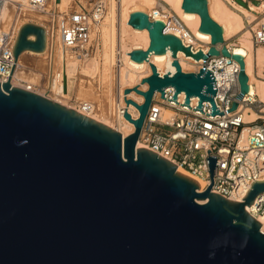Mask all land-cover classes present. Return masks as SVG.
Segmentation results:
<instances>
[{"label": "water", "instance_id": "water-1", "mask_svg": "<svg viewBox=\"0 0 264 264\" xmlns=\"http://www.w3.org/2000/svg\"><path fill=\"white\" fill-rule=\"evenodd\" d=\"M57 1V0H55ZM184 12L199 17L197 30L210 37L206 54H191L177 37L163 32L160 20H148L142 11L128 14L127 24L145 29V50L132 49L128 57L146 60L150 52L170 51L172 74L140 79L145 91L124 88L142 97L133 106L138 116L123 118L133 131L120 133L76 110L42 95L11 86L9 76L22 52L42 53L45 29L22 23L15 34L13 62L0 83V264H264V231L245 208L264 191V180H252L239 201L210 191L214 156L204 159L209 184L200 192L192 176L143 148L135 147L154 91L172 87L173 95L210 104L215 89L210 71L181 72L176 51L205 60L220 53L238 64L239 98L247 91L242 56L229 53L222 28L212 20L206 0H181ZM64 89V84H63ZM232 102L229 110H234ZM209 152L199 147L196 153ZM203 201V202H201Z\"/></svg>", "mask_w": 264, "mask_h": 264}, {"label": "built area", "instance_id": "built-area-1", "mask_svg": "<svg viewBox=\"0 0 264 264\" xmlns=\"http://www.w3.org/2000/svg\"><path fill=\"white\" fill-rule=\"evenodd\" d=\"M2 1L5 0H0V4ZM25 3L31 9L47 14L50 18L44 26L45 48L42 53L45 54L47 64L43 77L46 78V82L52 84L56 76L52 68L55 49L57 46H62L72 50L73 54L78 57L85 56L91 35L105 13L106 0H94L89 9L79 6L77 9L62 12H59L55 5L47 6L46 0H25ZM60 13L62 14L58 19ZM145 14L148 20H160L164 25L163 32L169 33L166 29L175 32L169 34L177 37L183 47H189L191 54L197 51L206 54L209 42L195 43L191 33L179 17L171 14L164 6L159 4ZM246 23H250V21ZM248 32L251 47L254 50L260 48L263 53L260 65H257L254 60L253 66L254 79L259 80L262 85L261 98L256 94L254 82L248 83L244 67L248 88L237 98L238 64L229 56L218 53L216 56H208L205 60H195L191 56H187L186 60L193 66V69L184 71L180 68L181 72L197 73L201 67L210 71L215 89L213 102L217 112L211 115L210 104L207 101H202L201 107L197 109L198 98L195 96V100H192V96L189 98L188 104L184 105L183 92L177 93L172 99L173 88L165 87L162 98L158 92H153L135 141V147L138 144V147L156 153L202 181L204 183L203 190L210 182L204 159L210 155L214 156L213 166L215 167L210 176V191L234 201L241 200L252 180H264V23L261 21L254 23L248 28ZM14 37L15 33L12 28H3L0 21V83L7 79L13 62L11 48ZM221 45L225 47L227 45L223 38L222 42L214 44V47L219 51ZM145 49L146 47L141 50ZM226 49L229 53H233L231 48L226 47ZM14 67L15 63L13 69ZM257 69H259L258 74ZM167 72H157V74L161 77ZM172 72L168 73L171 75ZM148 75H150V71L144 77ZM10 78L11 75L9 82ZM135 86L139 87V85ZM124 88L123 86L120 91L122 103L124 97L128 98L122 93ZM145 89L146 84L143 89L139 90L145 91ZM138 96L140 97L139 101L131 99L136 104L142 103L143 100L140 95ZM232 102L236 103V108L229 110ZM76 110L81 114L91 113L93 104L89 101H81L77 104ZM124 111L129 114L131 119H136L138 116L134 107L130 112L125 108L124 103L115 105L113 110L115 123L116 117H118L122 122L131 124L123 118ZM164 111L168 112L167 115H164ZM250 115L253 117L247 119ZM131 126L132 132L133 125L131 124ZM199 147H202V150L207 149L209 152L196 153L197 158L195 159L193 154ZM245 211L254 219H261L259 231L263 232L264 191L254 197Z\"/></svg>", "mask_w": 264, "mask_h": 264}, {"label": "bare ground", "instance_id": "bare-ground-1", "mask_svg": "<svg viewBox=\"0 0 264 264\" xmlns=\"http://www.w3.org/2000/svg\"><path fill=\"white\" fill-rule=\"evenodd\" d=\"M15 1H17L19 3L21 2L20 0H5V1H2V3L0 4V21L2 23V26H3V28H7V27L12 28L14 33H15L14 25L16 24L15 23L14 10H16L18 12L19 9H21V8L24 9L27 7V5L24 1L23 5L18 3V4H15V5H17L16 8H14V7L10 8V6L8 4H10L11 2H15ZM137 1L138 0H121V6L123 9L121 11L122 22H120L121 25L119 27V32L114 31V17L115 16L112 13V9H111L110 17L107 20L110 23L109 29H107V30H109V34L107 31H106L107 33L104 31L103 34H105V35L107 34V36L109 35L107 38H109L108 39L109 40L108 41V43H109L108 44V47H109L108 58H109L110 63H112L113 58H114L113 57L114 47L119 48L122 52V55L118 59H119V62L124 66V68L120 69V71H119L118 82L124 83L125 85L129 84V86H131L132 84L139 85V89H143L145 87V84L140 83V79L142 77H144L148 73V71H150L149 63H151L155 67V69L158 73H163L164 71L172 72L174 70V68L171 66L172 57H171L170 51L168 49H165V51L163 53H152V52H150L148 54L147 60H142L140 62L133 61L128 57L127 53L131 49H144L145 47H147V44H148L147 31L145 29H135V28L131 27L130 25H128L126 22L128 14L132 11H142L144 13H149L150 9L148 11H145V9H140V8H142V6L139 5V6H141L139 8V6L137 5ZM162 1L165 4H167L169 6V8H171L176 13V15L179 17V19L184 23V25L186 26V28L189 30L192 37L194 38L195 43H197V42L205 43V42L210 41V37L207 33H203V32H200L197 30L198 23H199L198 15L195 13H191V12H184L180 8L181 0H162ZM206 1H207V11H208L210 18H212L215 22H217L222 28V38L223 39H225V37H227V35H235L236 36L237 33L241 32V34L238 38L237 46L230 47V46L226 45V47L231 48V50L234 53H237V54L242 56L243 63H244L243 67H244V71L248 77V83L253 82L252 81V71H253V66H254V60H256L257 65H260V63L262 61L263 53H262V50L260 48H257L256 50H254L251 47L250 40H249V34H248L249 32H248V30H243L244 26H245V25L243 26V19H245L247 22L248 21L251 22L254 17L246 9L236 5L235 3H233L230 0H206ZM46 3H47V0H46ZM56 3H58L57 8H60L58 6L62 5L63 0H57ZM151 4H152V0H150V5ZM226 4L230 5L232 9L229 8ZM54 5H55V0H54ZM149 8H150V6H149ZM250 9L255 10L256 7L251 6ZM17 12H15V13L17 14ZM16 17H17V15H16ZM260 21L264 23V16ZM110 26H111V28H110ZM106 28H108V26ZM128 29L130 30L129 33L127 31ZM166 30L169 33H175L170 29H166ZM116 36H118L119 42L115 41ZM56 49L59 50V58L57 59L58 60L57 63L59 64V70L60 71L58 70L56 72V70H55L54 72L57 74L58 78L60 76V79L57 80L58 84H59L58 90L60 91L62 96H66V95H68L67 94L68 85H67V81H66L67 76L69 75L68 77H71V76L73 77V75L75 74L74 72H75L76 66H77L73 62H77L79 59L78 58L74 59L72 62L70 60V59H72V57L69 58L68 54L66 53L67 52L66 50H68L67 48H63L62 46H57ZM27 52H30L31 54L38 55V56L43 54V53H35V52H31V51H27ZM24 53H25V51L22 52L21 54H19V56L17 57V59L15 61V67L12 71L10 82H9L11 86H15L13 81L16 77H20L21 79L27 80L24 76L22 77L23 73L21 71V68L25 67V65H23ZM175 57L178 61L180 68L182 70L187 69V63L189 64V62L186 59H188V57L185 56L181 51H176ZM67 62H70L69 66H67ZM70 65L72 66L73 70L68 71L67 69H68V67H70ZM52 66H53V64H52ZM67 72L69 74H67ZM258 72H259V69H257V74H258ZM53 83L54 82H52V84ZM52 84L48 83V85H49L48 87L50 89L53 88ZM63 84H64V89H63ZM254 84H255V88H256V94L259 96V98H261L262 97V85H261L259 80L255 81ZM120 91H121V89H119L118 101H117L118 103L117 104L122 105L123 103L121 100ZM126 97L133 99L135 101L140 100V97L138 95H135L131 91L126 94ZM48 99H50V98H48ZM50 100L54 101L53 99H50ZM192 100H195L194 96L192 97ZM55 102H57V101H55ZM57 103H59V102H57ZM59 104L64 106V104H62V103H59ZM125 108H127V110L130 112H131V110H133V107L131 105H125ZM76 111L79 112L78 110H76ZM79 113H81V112H79ZM167 113H168L167 111H164V115H167ZM83 115H86V116H88V117H90L96 121H99L98 119H96L95 116L92 115V113H86ZM252 117H253V115H250L249 117H247V119H250ZM116 119L118 121V127L117 128H113L110 125H108L107 123H104L101 121H99V122L107 125L108 127L114 129L115 131L119 132L122 137L131 132V129H132L131 124L122 122L118 117ZM137 147H138V144H137ZM177 168L179 169L178 172H180V173L183 172L185 174L190 175L189 173H187L183 169H181L179 167H177ZM190 176H192V175H190ZM192 177L195 178L200 185V187H199V189H197V191L198 192L202 191L204 183L202 181H200L199 179H197L196 177H194V176H192ZM201 202H203V201H201ZM256 220L258 221V223L261 222L260 218H256Z\"/></svg>", "mask_w": 264, "mask_h": 264}, {"label": "rangeland", "instance_id": "rangeland-1", "mask_svg": "<svg viewBox=\"0 0 264 264\" xmlns=\"http://www.w3.org/2000/svg\"><path fill=\"white\" fill-rule=\"evenodd\" d=\"M20 1H21L20 3L15 1V2H11L8 5L10 6V8L11 7L16 8L17 5L15 4L19 3L23 5L25 0H20ZM74 1L75 0H63L62 5L58 6L60 8H57L58 3H56L55 1L56 9L59 12L67 11L70 9H77V7L74 6ZM262 2L260 0H255L251 3L253 5L251 4L249 5V8H247L248 3L243 4V7H245L244 9H246L254 17L250 23H246L247 21L243 19V26L245 25L243 30H248V28L251 27L254 23L260 21L263 18L264 0ZM46 4L47 6L54 5L53 0H47ZM159 4L167 8L171 14L176 15V13L171 8H169V6L165 4L162 0L161 1L152 0L151 5H150V0L137 1V5L142 6V8H140L141 6H139V8L145 9V11H148L149 9L151 10V8L156 7ZM227 6L231 8L230 5ZM251 6L256 7V9L251 10L250 9ZM83 7L85 9H89L90 4L83 3ZM111 9H112V13L115 16L114 31L119 32V27L121 25L120 22H122L121 11L123 9L121 6V0H106L105 13L102 16V19L98 27H96L94 33L91 35V41L89 43V46L87 48V53L85 54V56L78 57L73 54L72 50L70 49L66 50L67 51L66 53L68 54L69 58L72 57V59H70L72 62L74 59L77 58L79 59L77 62H73L77 65L74 72L75 74L73 73L74 74L73 77L72 76L68 77L69 76L68 75L67 76L68 80L66 79L68 85V92H67L68 95H66L67 97L62 96L60 91L58 90L59 84L57 80L60 79V76L58 78L57 74L54 79V83L52 84L53 88L50 89L48 87L49 86L48 82H46V78L43 77V73L47 65L45 54H41L38 56L31 54L30 52L24 53L23 65H25V67L21 68V71L23 73L22 77L24 76L27 80L21 79L20 77H16L13 81L15 86L21 87L23 89H27L29 91L42 95L46 98L48 97L50 99H53L54 101L64 104L65 107H69L74 110H76L77 104L79 102L89 101L93 104V111L91 113L93 116L96 117V119H98L101 122L107 123L113 128H117L118 121L116 119V123H115L113 110L115 105H119L117 104L119 89H121L123 86L125 88H131L135 85L132 84L131 86H129V84L125 85L124 83L118 82L119 71L120 69L124 68V66L119 62L118 59L122 55L121 50L117 47H114L115 51L113 50L114 58L112 63H110L108 58L109 38L107 37L109 35L107 36V34L105 35L103 34V32L107 31L109 34V30L107 29H109L110 23L107 20L110 17ZM15 12L17 11L14 10L15 23H16L14 25L15 33L18 27L24 22H31L44 27L46 26V24L50 19L47 14L40 13L36 10L31 9V7L28 6L24 9L23 8L19 9L17 14ZM61 14L62 13L58 14L57 17L58 19H60ZM16 15L18 18L16 17ZM107 26L108 28H106ZM127 31L128 33L130 32L129 29ZM237 34L236 36L227 35V37H225V43L230 47L237 46L238 38L241 32ZM115 41L119 42L118 36H116ZM55 50L56 51L53 59V70L54 71L56 70L57 72L59 70V64L57 63L58 61L57 59L59 58V50L57 49ZM69 64L70 62H67V66H69ZM70 67H68L67 69L68 71L73 70L71 65ZM192 69L193 66L187 63V69H184V71H190ZM67 74L69 73L67 72ZM254 78H255L254 71H252V81L253 82L257 81V79Z\"/></svg>", "mask_w": 264, "mask_h": 264}, {"label": "crops", "instance_id": "crops-1", "mask_svg": "<svg viewBox=\"0 0 264 264\" xmlns=\"http://www.w3.org/2000/svg\"><path fill=\"white\" fill-rule=\"evenodd\" d=\"M94 0H75L74 1V6L75 7H79V6H82L83 7V3H87V4H91L92 2H93ZM236 5H238V6H240V7H242V8H245V7H243V4H247L248 3V5H247V8H249V5L253 2V1H255V0H237V1H235V0H232ZM251 5H253V4H251ZM84 8V7H83Z\"/></svg>", "mask_w": 264, "mask_h": 264}, {"label": "trees", "instance_id": "trees-1", "mask_svg": "<svg viewBox=\"0 0 264 264\" xmlns=\"http://www.w3.org/2000/svg\"><path fill=\"white\" fill-rule=\"evenodd\" d=\"M235 1H237V0H235ZM238 2V1H237Z\"/></svg>", "mask_w": 264, "mask_h": 264}]
</instances>
